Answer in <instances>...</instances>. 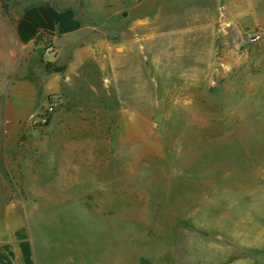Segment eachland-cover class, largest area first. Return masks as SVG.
Masks as SVG:
<instances>
[{"label":"rangeland","instance_id":"rangeland-1","mask_svg":"<svg viewBox=\"0 0 264 264\" xmlns=\"http://www.w3.org/2000/svg\"><path fill=\"white\" fill-rule=\"evenodd\" d=\"M213 3L0 0V228L32 229L42 264H264V0L217 4L211 55L185 38L202 51L168 60L161 37ZM37 7L75 14L99 75L84 45L75 83H58L45 32L19 50L13 31Z\"/></svg>","mask_w":264,"mask_h":264},{"label":"crops","instance_id":"crops-1","mask_svg":"<svg viewBox=\"0 0 264 264\" xmlns=\"http://www.w3.org/2000/svg\"><path fill=\"white\" fill-rule=\"evenodd\" d=\"M212 1L215 3V7L214 9L213 7L211 8V10H213L211 11L213 12L211 15H208L206 10H204L192 21L184 22L178 20L177 22L173 21L172 23L164 25L161 37L163 42L168 45V51L165 53V57H167L168 60H179L183 53H189L193 56L202 51H197L198 49L190 47L187 48L184 45L181 46L186 43L185 38H191L192 42L199 38L208 39L207 43H209V46L205 53L208 55L212 54L215 41L213 25L217 19L216 7L221 0H210V2ZM224 8L228 14L233 15L232 8H230L229 4L225 3ZM149 29L150 32L146 33L142 38L147 43H151L156 36L152 26H150ZM39 32L48 33L50 37L54 39V42L57 41L58 49H54L56 56L52 60L55 65L64 66L62 74H57L54 77L62 86L69 87L75 83L72 70L77 66L81 67L83 58L79 56V52L82 51L84 45L86 51L90 53L89 60L95 62L98 75V68L104 70L105 67L102 62H99V57L95 56L96 50H93L94 48L92 45L84 44V41H80L89 34V31L77 20L72 11L61 12L48 7H37L25 10L13 31L15 42L16 45L19 46V50L26 51L29 47L31 48L30 52L33 53L31 46L32 39ZM10 34L11 28L9 24L0 18V44H8ZM138 39V37L133 38L135 42H133V44H136ZM173 48L178 50L176 55H173V53H171L172 51H170V49ZM121 49L122 48H118L117 50L120 51ZM2 50L3 49H0V60H3V56L1 55ZM12 52L15 54V50ZM10 54L11 52L7 49L4 56L8 57ZM121 56L122 55L118 53L115 55V58L118 59L116 65L119 67L122 65ZM1 64L3 63L1 62ZM42 263L45 262L43 261L41 246L37 243L32 229L19 227L10 231L9 229L0 228V264Z\"/></svg>","mask_w":264,"mask_h":264},{"label":"built area","instance_id":"built-area-1","mask_svg":"<svg viewBox=\"0 0 264 264\" xmlns=\"http://www.w3.org/2000/svg\"><path fill=\"white\" fill-rule=\"evenodd\" d=\"M243 39L245 41V43L247 44H252V43H256L258 42L260 39H261V35L260 33L258 32H255V31H245L244 34H243ZM54 54V47L53 45L49 44V45H46L44 48H43V59L48 61ZM57 102L56 101H52L50 104H49V111H52L53 109L56 108L57 106Z\"/></svg>","mask_w":264,"mask_h":264},{"label":"water","instance_id":"water-1","mask_svg":"<svg viewBox=\"0 0 264 264\" xmlns=\"http://www.w3.org/2000/svg\"><path fill=\"white\" fill-rule=\"evenodd\" d=\"M17 16H19V13L16 11Z\"/></svg>","mask_w":264,"mask_h":264}]
</instances>
